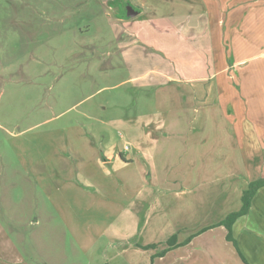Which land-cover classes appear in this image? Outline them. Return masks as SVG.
Instances as JSON below:
<instances>
[{"label": "rangeland", "instance_id": "1", "mask_svg": "<svg viewBox=\"0 0 264 264\" xmlns=\"http://www.w3.org/2000/svg\"><path fill=\"white\" fill-rule=\"evenodd\" d=\"M173 2L0 0V264H51L46 261L51 256L57 258L52 264H248L236 249L239 245L241 249L243 236L235 247L226 242V230L219 228L228 215L242 208L243 193L249 188L242 173L215 184L203 180L201 195L197 193L195 199L179 193L184 187L178 182V165L161 161L156 173L169 192L155 191L154 209L138 213L147 222L139 238L145 246L139 247L156 245L154 249L136 250L120 242L132 232L126 227L128 220L107 229L105 236L110 222L105 209L57 215L44 198L35 195V154L43 152L49 138L57 137L60 130L58 137L66 138L78 129H98L102 138L110 133L121 149L126 144L132 147L133 129H166L164 143L172 149L205 138L202 144L222 142L219 151L226 154L222 147L237 143L234 126L221 116L222 104L210 109L214 114L208 129L184 133L186 123L179 117L188 104L185 96L193 98L191 92L203 86L183 80L205 75L212 62L211 16L204 8L189 10ZM129 6L142 15L124 19L123 8ZM234 18L235 22L236 13ZM234 26L230 33L238 30V22ZM223 55L231 66L232 51ZM262 88L258 100L249 104L253 120L247 126L259 131L253 130L248 134L251 140H244L250 163L244 166L249 171L245 176L254 181L264 179ZM209 100L200 104H214V94ZM176 160L175 155L170 163ZM222 165L219 160L211 169L219 176L239 169L235 164ZM205 169L204 164L202 177ZM84 197L99 199L95 191ZM255 215L256 220H264L259 212ZM37 218L39 225H35ZM238 221H242L238 227H243L249 218ZM206 227H212L211 233L199 238ZM258 232L264 242V229ZM175 234L183 240L180 244L197 239L185 252L189 259L180 263L178 252L167 251ZM110 241L122 246L109 247ZM251 256L245 250L247 261Z\"/></svg>", "mask_w": 264, "mask_h": 264}, {"label": "crops", "instance_id": "2", "mask_svg": "<svg viewBox=\"0 0 264 264\" xmlns=\"http://www.w3.org/2000/svg\"><path fill=\"white\" fill-rule=\"evenodd\" d=\"M177 1L185 9L191 10V6H194V8L203 11L204 8L207 16H211L208 35H210L209 52H211L212 62L208 65L205 75L183 80L186 83H197L198 87L203 86V88L200 87L191 92L194 95L193 98L185 96L188 104H185L186 107L180 112L179 117V121L183 119V123H186L184 133H189L191 129H204V131L208 129L210 119L214 114L210 113V109H216L218 105L222 104V106L220 105L221 116L234 126L232 134L237 143L232 147H222L223 150H227L226 154L224 151H219V146L224 145L221 144L222 142L220 144L216 142L202 144L206 140L205 138L197 139V141L193 139L192 142L188 141L185 144L179 143L178 148L172 149L164 143V140L167 139L166 136H163L167 133L166 129H144L141 132L133 129L132 147L129 151H124V148L121 149L114 142L110 133H107V137L102 138L100 136L102 133L98 132V129H78L77 132L68 133L66 138L63 137L65 139L58 137V134L63 131L60 130L57 137L49 138V143L44 148L45 152L43 151L44 154L43 152L35 154L37 170L33 174V180L37 187L35 195L39 200L44 198L48 208H51L57 215H72L80 210L90 213L94 209H105L109 214L110 222L104 228V235L107 229L114 227L116 223L120 224L122 219L128 220L126 227L132 232L120 242H123L124 245L129 244L136 250H144L139 247V245L145 246L139 241V238L142 237L147 225L146 221H141L138 213L144 209L146 213L154 209L155 191L169 192L166 188L167 183H160L161 180L156 173L157 166L162 164L161 161L166 166L167 163L168 165H178L179 173H181L178 182L184 187L183 191L179 193L184 196L192 195L195 199L201 195L199 189L203 180L205 183L215 184L220 180L237 177L239 173H242V177H245L248 185L255 180H250L248 175L245 176L249 171H244V166H249L250 163L247 154L249 153L248 145L244 144V140H251L248 134H251L253 130L259 131V129H248L247 126L248 124L250 126V119L253 120L249 104L258 100L259 91L264 86L263 2H261L262 0ZM227 9L228 11L224 14ZM209 11H212L213 15ZM235 13L237 18L234 22ZM140 14L141 12H139ZM183 18L185 17H181V19ZM237 22L238 30L230 33V28L235 29L234 25ZM230 51L235 59L233 64L228 66L225 64V57L222 54L224 52L229 54ZM249 51L252 52L251 55L246 53ZM240 53L242 54L239 55ZM219 80L221 81L219 82ZM213 94L214 104H211L212 102L200 104L201 101H210ZM187 100L195 101L198 104L189 103ZM201 111L204 112L201 113ZM191 114H194L193 117ZM199 117L201 121L197 122ZM196 124H198L197 127H195ZM204 131L200 132V135H203ZM176 132L180 133V130L177 129ZM184 133L181 132L180 136ZM49 134H52V131ZM59 139L60 141H58ZM175 155L176 162L170 163ZM219 160H221L222 166L235 164L239 169L219 176L218 171L213 172L211 169L212 166L218 165ZM204 164L207 165L208 170H204L205 174L202 177L201 166ZM52 173H56L57 176H52ZM90 191H95L99 199L84 197ZM256 212L264 215V188L257 192L250 213L245 216L249 218V223L238 227L242 222L238 221L237 224H234L232 233L233 238H237L239 241L236 240L237 244H240L241 235L243 236L242 246L239 249L241 255L244 257L245 250H250L252 253L248 261L246 260L248 264H264V242L260 238L262 234L258 232L264 229V220H260V218L256 220ZM116 213L118 216L114 217ZM35 225H39V218L36 219ZM237 227L240 229L238 233L235 232ZM211 228H203V235H199V238L211 233ZM219 228L224 227L220 226ZM226 231L225 240L233 245L227 240L228 232ZM196 240V238H191L188 244L174 248L168 254L178 252V262H184L190 257L185 253L186 250L192 248ZM182 241L178 239L179 244ZM116 245L122 246L121 243L119 245L112 241L108 246L117 247ZM127 249L129 248L123 251L119 250L118 254ZM200 257L203 259V256ZM50 258L46 261L51 264L53 261H57L55 257L51 256Z\"/></svg>", "mask_w": 264, "mask_h": 264}, {"label": "trees", "instance_id": "3", "mask_svg": "<svg viewBox=\"0 0 264 264\" xmlns=\"http://www.w3.org/2000/svg\"><path fill=\"white\" fill-rule=\"evenodd\" d=\"M262 188H264V179H260V180L251 182L249 184L248 190L244 191V193H243L241 210H239L238 212L231 213L230 215L227 216V218L224 221H222L220 223V226H223L228 232L227 240L229 242H232L235 245V247H237V243H236V241L232 235L233 226L240 218L245 217L250 213L253 199L256 196L257 192ZM190 240L191 239L187 240L186 242H184L182 244H178L177 236L174 235L168 241L169 249L167 251H170V250L177 248L179 246H184V245L188 244L190 242ZM142 248L143 249H154V248H156V245H149V246L142 247ZM236 249H237V251H239V254L241 255L239 248H236ZM167 251H165V252H167ZM163 255H164V252L161 253L159 256H163ZM241 257L247 263L246 259L242 255H241Z\"/></svg>", "mask_w": 264, "mask_h": 264}, {"label": "water", "instance_id": "4", "mask_svg": "<svg viewBox=\"0 0 264 264\" xmlns=\"http://www.w3.org/2000/svg\"><path fill=\"white\" fill-rule=\"evenodd\" d=\"M127 9H128L127 17L129 19L135 18L139 15V12L136 11L133 7L129 6L127 7Z\"/></svg>", "mask_w": 264, "mask_h": 264}, {"label": "flooded vegetation", "instance_id": "5", "mask_svg": "<svg viewBox=\"0 0 264 264\" xmlns=\"http://www.w3.org/2000/svg\"><path fill=\"white\" fill-rule=\"evenodd\" d=\"M124 9V11H123V13H122V16L124 17V19L125 18H128L127 17V13H128V9H126V8H123ZM129 19V18H128Z\"/></svg>", "mask_w": 264, "mask_h": 264}, {"label": "built area", "instance_id": "6", "mask_svg": "<svg viewBox=\"0 0 264 264\" xmlns=\"http://www.w3.org/2000/svg\"><path fill=\"white\" fill-rule=\"evenodd\" d=\"M129 150H130V145L126 144L125 147H124V151H129Z\"/></svg>", "mask_w": 264, "mask_h": 264}]
</instances>
